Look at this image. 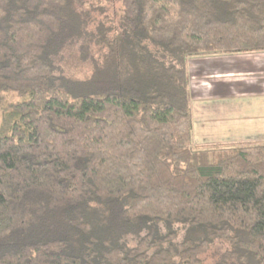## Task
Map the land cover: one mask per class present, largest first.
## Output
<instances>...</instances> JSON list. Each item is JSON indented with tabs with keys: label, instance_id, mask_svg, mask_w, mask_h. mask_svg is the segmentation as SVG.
<instances>
[{
	"label": "trees",
	"instance_id": "1",
	"mask_svg": "<svg viewBox=\"0 0 264 264\" xmlns=\"http://www.w3.org/2000/svg\"><path fill=\"white\" fill-rule=\"evenodd\" d=\"M264 52V0H0V264H264V142L191 147L193 57Z\"/></svg>",
	"mask_w": 264,
	"mask_h": 264
},
{
	"label": "rangeland",
	"instance_id": "2",
	"mask_svg": "<svg viewBox=\"0 0 264 264\" xmlns=\"http://www.w3.org/2000/svg\"><path fill=\"white\" fill-rule=\"evenodd\" d=\"M201 58L203 57H193V59L197 60H195L194 65L190 70V76L192 77L191 86L197 87L196 90H193V96L195 98L200 95V90H205V92L202 91L204 96L206 94V89L210 93L212 91V86L218 84V81L225 80L224 75L226 76V74H228L227 71H221L225 69V66L223 65L209 68L202 65V67H200L199 65L201 64L198 59ZM239 58L242 59V57ZM243 58L251 62V65L247 63L248 66H244L247 70L246 76L248 78L258 79L259 82H264V67L257 68L258 64L264 65V54L256 55V53H254ZM231 68L235 70L238 66L234 65ZM198 87L202 89H199ZM206 97L207 96H205V98ZM17 101H19V99L15 95L8 94L3 97L1 106L6 107L7 104L15 103ZM255 101L264 102V98H248L240 100L231 98H210L202 101L191 100V147L198 149V145H201L202 147H210L221 144L230 146L231 144L241 141H235L233 140V137L230 136V134L237 135L240 127L247 126L254 131L262 129L264 127V108L260 107L258 112H256V107L251 106ZM1 106L0 121L2 112ZM258 132L259 131H256L253 135L255 136L256 134H259ZM201 260V264H256V261L248 256L243 249L234 246V244L222 241L214 242L209 251L201 257Z\"/></svg>",
	"mask_w": 264,
	"mask_h": 264
},
{
	"label": "crops",
	"instance_id": "3",
	"mask_svg": "<svg viewBox=\"0 0 264 264\" xmlns=\"http://www.w3.org/2000/svg\"><path fill=\"white\" fill-rule=\"evenodd\" d=\"M254 53H244V54H230V55H224V56H212V57H203L201 59H198L200 61L199 65L202 67L209 68L213 66H219L223 65L225 66V69L221 70L227 71L228 74L226 76L224 75L225 80L218 81L216 85L212 86V91L209 93V91L206 89L205 96L202 94V91L205 92V90H200V95L196 96V98L193 96V90H196L197 87L191 86L192 84V77L190 76V70L192 66L194 65L195 60L197 59H189L188 60V73L190 77V97L191 100H197L202 101L210 98H231V99H248V98H264V82H259L258 79L255 78H248L247 70L244 68V66L251 65V62H249L247 59L243 57H247L248 55H252ZM264 54V52H258L256 55ZM217 57V58H214ZM239 57H242L239 58ZM197 61V62H199ZM204 62V63H203ZM261 62V61H260ZM248 63V64H247ZM234 65H237L238 68L233 70L231 67ZM243 65V66H241ZM264 67L262 64H258L257 68ZM203 67V68H204ZM222 67V66H220ZM217 68V67H215ZM213 70V69H212ZM203 72V69H202ZM246 76V77H244ZM244 77V78H243ZM199 89H202L198 87ZM251 106H255V111L258 112L259 108H264V102L261 101H255ZM256 131H259V134L253 135L256 133ZM231 137H233V140H241L238 141L235 144H252V143H258V142H264V127L262 129L252 130V128L249 127H240V130H238L237 135L230 134ZM223 145V144H221ZM230 145V146H231ZM199 148L202 147L201 145H198Z\"/></svg>",
	"mask_w": 264,
	"mask_h": 264
}]
</instances>
